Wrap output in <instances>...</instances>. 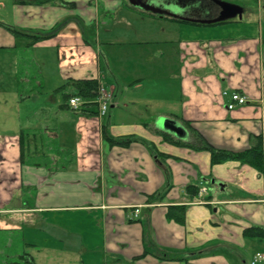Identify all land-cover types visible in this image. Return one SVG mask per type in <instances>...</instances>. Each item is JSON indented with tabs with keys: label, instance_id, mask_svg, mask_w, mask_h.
Here are the masks:
<instances>
[{
	"label": "crops",
	"instance_id": "0c3cea01",
	"mask_svg": "<svg viewBox=\"0 0 264 264\" xmlns=\"http://www.w3.org/2000/svg\"><path fill=\"white\" fill-rule=\"evenodd\" d=\"M23 1L0 0V84H16L21 106L44 81L58 76L62 85L45 92L52 95L37 113L10 117L0 108L5 263L38 264L58 250L81 252L80 264H251L264 253V171L215 165L208 151L163 135L188 142V121L217 149L242 152L257 137L264 147V0L258 23L243 15L214 26L161 17L129 0ZM9 29L52 36L25 48L46 52L38 75L22 67L28 60L15 53ZM80 80L112 92L107 117L98 118L96 99L79 111L68 107ZM226 91L246 96V105L228 110ZM52 112L66 113L68 124ZM160 118L187 136L159 129ZM190 187L198 189L193 199ZM172 211L184 212V221Z\"/></svg>",
	"mask_w": 264,
	"mask_h": 264
},
{
	"label": "rangeland",
	"instance_id": "374dc122",
	"mask_svg": "<svg viewBox=\"0 0 264 264\" xmlns=\"http://www.w3.org/2000/svg\"><path fill=\"white\" fill-rule=\"evenodd\" d=\"M27 1V0H24ZM24 1L22 3H24ZM225 3L228 4H232V5H236L241 7L245 13H244V18L243 20L246 21L249 18H252L253 22L258 23L260 18L259 15V11H261V0H221ZM49 3H54V0H44L43 4H49ZM66 3H63L62 5H65ZM71 6V5H70ZM242 20V19H241ZM239 19H235L232 21H228V22H224L222 23V25L225 24H229L231 22H239ZM166 28V25L156 22L154 23V28ZM13 30V29H12ZM17 31V30H15ZM35 36V35H34ZM161 37V36H160ZM15 38V37H14ZM16 39V38H15ZM163 40V39H162ZM162 40H158V41H162ZM28 40L24 39H16V45H15V53L16 54H20L21 53V60L24 58V60H28L25 61L22 65V67H28L27 71L30 72L31 75L35 76L36 74L38 75V68L37 66H35L37 64V62L40 60L41 56L46 55V52L44 51V49H25L28 47ZM34 47V46H32ZM48 51H47V55H48ZM0 60H1V56H0ZM57 81H55V79H51L49 81H44V88H43V92L41 90H34L31 92V89L29 91V99L25 100L27 102H25V104L23 106L17 104V102H19V94L17 93V87L16 84L14 82H10L7 87L6 85L0 84V90H2L3 92H7V95H0V108L2 107H6L8 108V110H10V117L15 116L17 117L18 112L20 113V116H24L25 113H37L36 111L38 110V103H44L46 102V100H49V96L48 95H52V94H46L45 92L48 91L49 88H51L53 85L57 84V85H62L61 82L60 84H58V76L56 77ZM55 81V82H54ZM60 81H62V79L60 78ZM56 88V87H55ZM58 88V86H57ZM107 90H109L108 88H106ZM24 90V89H23ZM152 90V88H151ZM146 92L149 91V89L147 88L145 90ZM109 93H112L111 91H108ZM23 93V92H22ZM22 95V94H21ZM27 96V95H26ZM61 96V95H59ZM68 98H71V96H68ZM62 99V96L59 98ZM60 101V100H59ZM61 103V102H60ZM30 109V110H28ZM37 109V110H35ZM25 110V112H23ZM28 110V111H27ZM53 115H51L54 120L55 119H61L62 118V122L64 123V126L66 124H68L67 119H66V113L62 114L59 118L57 113L52 112ZM31 115V114H30ZM6 118L5 116H2L0 114V119H4ZM66 119V120H65ZM11 120V119H9ZM18 120L15 119V125H17ZM64 128V127H63ZM41 251V250H39ZM28 253L37 256L38 257V251L35 250H29ZM51 252H47L44 253V255H42V257L47 255V258H44L42 261L38 259V264H43V262L47 261L48 263L52 264H80L78 258L80 257L81 252L79 253H68V252H64V251H56L54 252L52 255ZM52 256H54V259L52 258ZM71 257V258H70ZM28 260H17V264H26ZM6 260L5 258H2V255H0V264H6L5 263Z\"/></svg>",
	"mask_w": 264,
	"mask_h": 264
},
{
	"label": "trees",
	"instance_id": "16d2710c",
	"mask_svg": "<svg viewBox=\"0 0 264 264\" xmlns=\"http://www.w3.org/2000/svg\"><path fill=\"white\" fill-rule=\"evenodd\" d=\"M226 23V22H225ZM214 24V25H221ZM212 25V26H214ZM9 31L13 34V36L16 39H26L28 40V47H32L36 45L37 43L44 41L46 39H50L52 36H34L30 34H25L19 31H15L12 29H9ZM74 86L77 89V94L75 96L84 98V99H96L98 96L100 84L96 80H80L74 82ZM68 98L67 96V104H68ZM184 125L186 126V129L190 133V140L188 142H183L180 140H176L173 138H170L168 135L163 134L166 140L171 142L172 144L179 145L182 147L190 148L193 150L198 151H208L211 155V162L215 165L225 163L228 161H235L242 164L249 165L253 168H256L260 171H264V147H263V140L261 137H257L255 140L254 146L251 148L242 151V152H231L228 150H222L217 149L213 147L211 144H209L205 138L192 126L191 122L183 121ZM28 135V134H23ZM23 135L21 136V139L23 138ZM114 141V140H112ZM113 145H119V146H128L130 142H112ZM23 145H22V156H23ZM190 195L193 198L198 196V189L196 187H190L189 188ZM169 217L178 221L183 222L184 221V212H181L180 214L175 213V211L170 212ZM252 230H247L246 234H251Z\"/></svg>",
	"mask_w": 264,
	"mask_h": 264
},
{
	"label": "water",
	"instance_id": "95a60500",
	"mask_svg": "<svg viewBox=\"0 0 264 264\" xmlns=\"http://www.w3.org/2000/svg\"><path fill=\"white\" fill-rule=\"evenodd\" d=\"M209 1L216 3L221 8V12L219 16L211 20L184 18L173 12L161 10V9L155 8L154 6L146 5L142 2L136 3L133 0H129V4L135 8H139L145 12L159 15L161 17L167 16V17L179 19L185 22L197 23V24H203V25H213V24H218V23L234 20L237 18L241 20L243 18L244 10L241 7L225 3L221 0H209ZM156 127H158L159 129L165 132L172 134L174 137L178 139H183L187 136V132L184 129V127L180 126L176 121L168 119V118H160L156 122Z\"/></svg>",
	"mask_w": 264,
	"mask_h": 264
},
{
	"label": "flooded vegetation",
	"instance_id": "af4514ba",
	"mask_svg": "<svg viewBox=\"0 0 264 264\" xmlns=\"http://www.w3.org/2000/svg\"><path fill=\"white\" fill-rule=\"evenodd\" d=\"M155 8L173 12L188 19L211 20L219 16L221 8L209 0H133Z\"/></svg>",
	"mask_w": 264,
	"mask_h": 264
},
{
	"label": "built area",
	"instance_id": "2783aa9c",
	"mask_svg": "<svg viewBox=\"0 0 264 264\" xmlns=\"http://www.w3.org/2000/svg\"><path fill=\"white\" fill-rule=\"evenodd\" d=\"M224 96H229L231 103L228 105V110H234L237 107L244 106L247 103V97L241 95L239 92H224ZM113 94L109 93L105 88H99L96 103L98 106V118L100 120L107 117L108 112L112 106ZM69 107L73 111H79L84 106V99L81 97H72L68 101ZM136 214L139 210L135 211ZM264 262V253H258L252 260L251 264H259Z\"/></svg>",
	"mask_w": 264,
	"mask_h": 264
}]
</instances>
